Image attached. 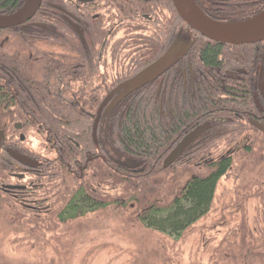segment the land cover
Returning a JSON list of instances; mask_svg holds the SVG:
<instances>
[{"label":"trees","instance_id":"16d2710c","mask_svg":"<svg viewBox=\"0 0 264 264\" xmlns=\"http://www.w3.org/2000/svg\"><path fill=\"white\" fill-rule=\"evenodd\" d=\"M30 1L0 0V17L21 13ZM99 1L107 9L99 20H89L85 6L68 0H42L28 22L0 29V64L18 76L14 90L2 80L6 73L0 76V110L19 111L25 144L54 149L51 157L60 155L64 161L83 155L85 166L99 153L88 160L84 176L79 170L72 175L65 166L60 176H54V210L46 215L15 204L9 207L13 202L4 199L0 235L52 255L48 264H74L85 231L75 224L104 213L114 222L111 233L137 246L133 264H264V209L254 231L244 202L264 201V131L247 120L263 115L264 42L235 46L213 41L185 23L172 0H164L162 6L171 9L173 20H155L161 33L152 38L146 32L132 46H140L143 59L150 58L145 64L149 66L184 36V57L162 78L136 91H115L123 83L111 84L107 78L102 84L101 77L98 83L93 60L98 54L84 47H101L113 21H124L129 33L140 0ZM194 1L205 15L223 23L250 20L264 9V0H226V5ZM7 35L13 39L10 51L4 41ZM126 41L115 43L109 51L111 61L128 62L116 55ZM52 46L66 49L65 54ZM110 95L107 125L96 132L95 116L87 112L96 115ZM204 124L210 129L165 168L171 151ZM100 139L106 145L104 153L97 150ZM228 176L239 177L236 187L243 196L237 193L234 205L241 221L232 228L219 224L226 233L208 245L212 253L205 262L207 242L191 237L213 211L219 185Z\"/></svg>","mask_w":264,"mask_h":264},{"label":"flooded vegetation","instance_id":"af4514ba","mask_svg":"<svg viewBox=\"0 0 264 264\" xmlns=\"http://www.w3.org/2000/svg\"><path fill=\"white\" fill-rule=\"evenodd\" d=\"M206 1L210 5L213 1L219 5L227 4L226 0ZM68 2L69 4L72 3L74 5L79 4L85 6L87 9L86 15L89 20L102 19L101 16L107 11L105 6L102 7L99 0H68ZM163 4L164 0H140L136 15L131 17V20L134 21L131 25H128L130 29L129 33L124 26V21L121 23H119L118 20L113 21V25L109 29V35L101 47L97 45H86L84 47L87 49V52L93 50L98 54V58L93 55L95 63L94 77L98 83V79L101 77L102 84L107 81V78L111 84H122L135 77L146 68L147 65L145 66V64L149 62L148 60L150 58L144 60V52H141L140 46H132V44L142 41L146 37V32H149L152 38H156L161 33L157 28L159 24L155 20H173L171 9L163 8ZM62 11H65L68 15H72L63 8ZM114 20H116V18ZM135 28L136 31H134ZM184 31L188 33L190 30L185 28ZM190 33H192V31H190ZM129 34L133 36H129ZM124 38H127L126 45L119 46L120 50L116 54L120 59H128V62L125 61L122 65L119 64L118 61L110 60L109 51H111L115 43ZM4 41L7 43L6 48L10 51L13 42L12 35L5 36ZM52 49L53 51L57 50V53H60V55L66 52V49L63 48L62 50L61 46H52ZM60 57L61 56H59V58ZM179 63L180 62L176 65ZM59 64L61 65V62ZM4 72L6 75L2 76ZM21 73L23 74L22 71ZM0 76H2V80L8 81L9 89H15V80L18 79V76L9 66H2V64H0ZM162 76L160 78H162ZM21 77L23 76L21 75ZM261 88L262 91H260V94L264 96V76L261 81ZM85 112L86 111L81 110L80 113L84 115ZM99 112L100 108L95 113L96 115H91L90 112H87L91 118L95 116L93 126L96 132H102L108 120L105 107L100 114ZM18 113L19 111L14 109L8 110V113L0 110V132L3 136L0 137V207L2 210L1 204L5 199L7 202H13L8 203L9 207L15 204L19 209L26 212L30 210L31 212L46 215L54 210L52 206L55 203V200L54 203L52 202L54 192L51 191L55 188V182L57 181L54 176H60V169L64 166L66 170L72 172V175H76L77 170H79V173L84 176V171L87 169L86 167L89 166L88 162L90 161L88 160H93L94 157L99 156V153L89 157V159H87V166H85L86 164H82L83 155L72 156L69 161H64V159L61 160L62 156L60 155L51 157V154L54 152V146H52L53 151H48L46 148H43V146L36 144L35 147L32 145L28 146L25 144V123L19 117ZM261 113H263V115L254 114L253 116H248L247 120L252 127L254 126L258 130L264 131V99L262 100ZM1 114L7 115L2 116ZM10 114H16L18 117L11 118ZM86 122H88L89 125L90 120ZM100 141L97 150L99 149L101 151L102 148V153H104L106 145L102 139H100ZM77 145L81 146L79 143H77Z\"/></svg>","mask_w":264,"mask_h":264},{"label":"rangeland","instance_id":"374dc122","mask_svg":"<svg viewBox=\"0 0 264 264\" xmlns=\"http://www.w3.org/2000/svg\"><path fill=\"white\" fill-rule=\"evenodd\" d=\"M185 44L184 36L177 40L174 51L180 50ZM239 177L228 176L223 178L217 192V201L213 211L197 225L198 230L194 231L191 239L206 241L205 248L214 243L216 237H222L226 233L224 226L238 225L241 221V214L237 212L234 205L237 193L243 196L241 189L237 191ZM248 222L254 231L262 223L260 215L263 213L264 201L253 198L245 199ZM259 214V215H258ZM219 225V227L217 226ZM213 226H217L214 228ZM83 232V237L79 240L78 254L74 264H133L138 253L137 246L128 241L124 236L115 234V226L112 220H108L104 213L87 216L75 224ZM198 232H201L200 234ZM220 233V234H218ZM126 234V233H123ZM113 235V236H112ZM38 246V245H37ZM212 248L208 246L204 252L205 262L211 255ZM86 254L88 256L86 257ZM54 258L50 254H43L34 245L16 243L15 238L2 234L0 235V264H48L47 260ZM84 261V262H83Z\"/></svg>","mask_w":264,"mask_h":264},{"label":"water","instance_id":"95a60500","mask_svg":"<svg viewBox=\"0 0 264 264\" xmlns=\"http://www.w3.org/2000/svg\"><path fill=\"white\" fill-rule=\"evenodd\" d=\"M41 1L31 0L21 13L12 17H0V29L21 25L32 19L40 7ZM173 2L180 17L192 30L201 33L213 41L235 46L257 44L264 41V9L250 20L223 23L208 18L194 0H173ZM185 48L182 47L177 51H174V48H172L138 75L120 85L115 91L125 89L128 93L133 92L161 77L182 60L185 55ZM110 97L111 95L101 105L99 114L103 111ZM209 129L210 125L204 124L187 134L167 156L164 167L168 168L174 164ZM0 137H3L1 132Z\"/></svg>","mask_w":264,"mask_h":264}]
</instances>
